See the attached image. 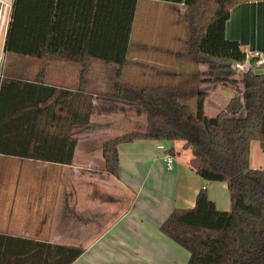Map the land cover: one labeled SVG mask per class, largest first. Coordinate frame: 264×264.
<instances>
[{
	"label": "crops",
	"instance_id": "obj_1",
	"mask_svg": "<svg viewBox=\"0 0 264 264\" xmlns=\"http://www.w3.org/2000/svg\"><path fill=\"white\" fill-rule=\"evenodd\" d=\"M13 2L0 0V84L4 77L32 80L43 76L49 86L77 92L64 96L66 102L64 97L60 99L53 111L61 118L51 126L56 133L77 138V145L70 164L0 155V234L9 237L0 242V250L12 257L29 256L30 244L24 239H31L84 248L71 264H187L190 252L167 237L161 226L175 208L194 207L203 188L219 209L229 210L227 183L210 182L197 174L190 167L191 150L179 141L162 143L174 148L171 169L158 149L161 143L136 140L119 147V176L109 173L104 141L120 134L115 125L125 108L143 111L95 98L97 90H109L104 82L109 70L100 61L93 63L82 82L76 61L6 52ZM149 11L155 18L148 20ZM184 11L182 3L138 0L124 78L140 86H176L191 105L203 91L205 112L210 115L214 109L218 114L242 88L241 83L233 82L235 61L205 54L193 59L182 53ZM226 36L237 40L244 50L264 53V0L234 6ZM28 87L33 97L34 88ZM71 107L90 110L89 123L71 124L62 119ZM96 107L100 118L95 117ZM40 116L46 117L44 113ZM250 163L252 168L264 169L258 140L251 143ZM34 247L39 251L38 244Z\"/></svg>",
	"mask_w": 264,
	"mask_h": 264
},
{
	"label": "trees",
	"instance_id": "obj_2",
	"mask_svg": "<svg viewBox=\"0 0 264 264\" xmlns=\"http://www.w3.org/2000/svg\"><path fill=\"white\" fill-rule=\"evenodd\" d=\"M162 1L185 5L187 32L182 53L193 59L205 54L245 61L241 44L227 38L226 24L232 8L248 0ZM137 3L138 0H14L5 51L76 61L82 82L95 61L104 63L113 80V91L101 98L138 107L146 116L143 130H130L104 141L106 170L119 176L122 144L136 140L182 142L192 152L190 167L197 174L210 182L227 183L231 208L219 209L203 188L195 206L175 208L161 231L190 252L187 264H264V169L252 168L250 163L253 140L260 142L264 152V74L249 70L241 81L234 79L242 88L214 116L205 112L203 91L191 105L181 98L176 86L128 82L123 71ZM44 80L43 76L32 80L2 79L0 155L70 164L77 138L56 133L51 126L61 118L53 111L60 99L77 92L59 90ZM28 86L34 88L33 97L29 96ZM63 100L67 101L65 97ZM41 113L46 117H39ZM91 116L90 110L71 107L62 119L87 124ZM173 149L166 148L169 153ZM7 239L0 234V242ZM24 241L30 244L29 256H8L2 249L0 264H71L84 251L78 246Z\"/></svg>",
	"mask_w": 264,
	"mask_h": 264
},
{
	"label": "rangeland",
	"instance_id": "obj_3",
	"mask_svg": "<svg viewBox=\"0 0 264 264\" xmlns=\"http://www.w3.org/2000/svg\"><path fill=\"white\" fill-rule=\"evenodd\" d=\"M147 13H149L148 20H150L151 18H155V16L150 17V11ZM152 15H157V14L155 13ZM159 18H161V17H159ZM167 20H170V18H168ZM182 28L184 30V34H186V32H187L186 31V24L184 21L182 23ZM180 32H181V28H180ZM102 64H104V63H102ZM108 72H106L105 74H109V78L104 79V82L107 83L106 85L109 87V90H106L107 88H104L102 91L100 89L97 90V92H95V93H97V95H95L96 99L97 98L103 99V97L101 98V96H103L105 94L109 95L113 91V89H112L113 80L111 78L110 71H108ZM19 76L25 77V75H23L22 73L19 74ZM225 88L226 89H232V87H230V86H226ZM231 91H233V89ZM137 109L141 110L139 108H137ZM104 111H108V110H104ZM140 112H142V110ZM99 113H100V109L99 108L97 109V107H96L95 117L100 118ZM209 113L211 116H214V115H216L217 112H215V110L213 109V110H210ZM117 121L119 122V124L115 125V129H116L115 131H116V133H120V134L127 132V131H130V130H135V129L136 130H143L146 126V116H145L144 112H142V113L138 112L137 113L135 110L130 109V108L128 110H127V108H125V110L120 113V117H119V119H117Z\"/></svg>",
	"mask_w": 264,
	"mask_h": 264
},
{
	"label": "built area",
	"instance_id": "obj_4",
	"mask_svg": "<svg viewBox=\"0 0 264 264\" xmlns=\"http://www.w3.org/2000/svg\"><path fill=\"white\" fill-rule=\"evenodd\" d=\"M245 61L239 62L235 61L234 63V72H235V79L237 81H241L244 73L248 72L249 70H253L257 73H263L264 74V53L255 50V51H249L245 50ZM159 151L163 152V158L166 162L167 168L171 169L173 168V165L175 163V158L166 150V147L164 144L158 145Z\"/></svg>",
	"mask_w": 264,
	"mask_h": 264
}]
</instances>
